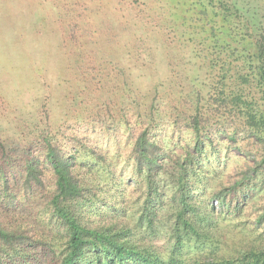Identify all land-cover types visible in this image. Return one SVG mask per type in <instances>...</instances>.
<instances>
[{"label":"trees","instance_id":"trees-1","mask_svg":"<svg viewBox=\"0 0 264 264\" xmlns=\"http://www.w3.org/2000/svg\"><path fill=\"white\" fill-rule=\"evenodd\" d=\"M184 2L182 29L165 38L191 57L161 59L171 74L154 91L130 79L124 120L110 109L97 116L113 149L76 131L71 111L58 131L44 124L43 157L26 148L16 164L0 140V264H36L35 248L51 252L50 264H264V203L248 220L250 242L233 248L221 236L247 206L239 192L264 168V15L245 0ZM177 68L197 73L179 81ZM231 150L247 161L234 182ZM37 194L45 210L15 220L19 200Z\"/></svg>","mask_w":264,"mask_h":264},{"label":"rangeland","instance_id":"rangeland-1","mask_svg":"<svg viewBox=\"0 0 264 264\" xmlns=\"http://www.w3.org/2000/svg\"><path fill=\"white\" fill-rule=\"evenodd\" d=\"M245 1L264 15V0ZM184 8V0H0V140L6 146V160L11 156V162L21 163L26 148L43 157L38 136L44 124L58 131L66 119L61 113L69 111L67 117L76 131L86 132L100 147L112 145L113 149V138L104 133L97 116L105 119L110 109L116 121L124 120L123 114L131 108L130 79L136 91H154L155 83L171 74L161 59L176 62L191 57L189 47L165 38L182 29ZM177 71L179 81L197 73ZM173 87L165 91L179 90L178 85ZM165 103L160 100V107L167 108ZM93 126L104 134L93 133ZM122 132L120 143H125ZM244 147L251 150L254 145L245 141ZM229 154L234 182L247 161L237 150ZM243 193L249 196L244 212L230 214L222 223L225 232L221 236L226 233L230 247L250 242L255 235L248 220L255 218L264 203V168L238 197ZM17 206L13 218L32 221L45 210L46 202L37 194L29 202L19 200ZM212 206L218 213L223 211L216 201ZM51 225L63 231L56 221ZM157 242L162 247L164 240ZM32 252L36 264H50L51 252L44 248Z\"/></svg>","mask_w":264,"mask_h":264}]
</instances>
